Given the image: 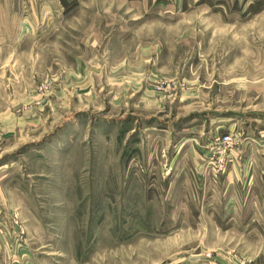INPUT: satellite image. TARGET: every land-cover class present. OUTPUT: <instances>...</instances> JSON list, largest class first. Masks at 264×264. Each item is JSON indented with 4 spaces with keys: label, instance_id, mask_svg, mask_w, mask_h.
Here are the masks:
<instances>
[{
    "label": "rangeland",
    "instance_id": "374dc122",
    "mask_svg": "<svg viewBox=\"0 0 264 264\" xmlns=\"http://www.w3.org/2000/svg\"><path fill=\"white\" fill-rule=\"evenodd\" d=\"M0 264H264V0H0Z\"/></svg>",
    "mask_w": 264,
    "mask_h": 264
},
{
    "label": "built area",
    "instance_id": "2783aa9c",
    "mask_svg": "<svg viewBox=\"0 0 264 264\" xmlns=\"http://www.w3.org/2000/svg\"><path fill=\"white\" fill-rule=\"evenodd\" d=\"M219 144L228 146L231 144V138L228 135H225L220 139Z\"/></svg>",
    "mask_w": 264,
    "mask_h": 264
}]
</instances>
